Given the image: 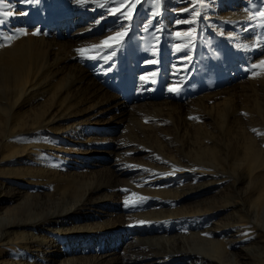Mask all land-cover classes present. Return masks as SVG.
<instances>
[{
  "label": "bare ground",
  "instance_id": "6f19581e",
  "mask_svg": "<svg viewBox=\"0 0 264 264\" xmlns=\"http://www.w3.org/2000/svg\"><path fill=\"white\" fill-rule=\"evenodd\" d=\"M35 42L27 38L23 48L0 62V100L10 96L0 102V249H6L0 264H20L19 258H10L16 245L40 253L42 262L34 264H259L256 253L264 250V138L235 131L238 138L233 137L223 156L198 139L163 141L160 151L167 154L168 164L161 160L160 166L159 158L155 162L151 152L132 141L92 144L81 127L92 121L124 122L122 104L114 96L103 99L102 87L88 81L87 74L71 81L73 91L82 90L79 98L70 95L71 89L58 88L54 63L38 76L40 70L32 69ZM200 107L204 120L215 116L224 122L230 101ZM255 109L264 121V104L255 103ZM157 115L151 117L162 116ZM115 153L141 154L158 168H133L129 156L110 163ZM82 156L96 160L78 161L63 172L55 166ZM126 177L156 196L135 201L136 207L118 208L110 185ZM49 182L59 185L50 191ZM248 225L255 233L247 231ZM44 233L60 239L48 238L40 251ZM61 240L70 245L63 251L57 245ZM78 241L86 245L83 250L77 249ZM82 251L96 255L82 258ZM119 251L127 254L119 256Z\"/></svg>",
  "mask_w": 264,
  "mask_h": 264
},
{
  "label": "rangeland",
  "instance_id": "374dc122",
  "mask_svg": "<svg viewBox=\"0 0 264 264\" xmlns=\"http://www.w3.org/2000/svg\"><path fill=\"white\" fill-rule=\"evenodd\" d=\"M132 3L136 4L135 9ZM117 7L132 19L119 13L110 14V10L115 11ZM6 12L12 15L5 16ZM260 12H264V0H123V4L121 0H85L84 3L77 0H0V62L12 55V50L23 48L30 38L36 41L32 69L40 70L38 76L48 64L54 63L59 70L54 82L65 91L71 89L70 95L81 97L82 90L73 91L71 81L87 74L88 81L102 87L103 99L114 96L122 104L126 120L119 124L92 121L81 127L84 137L92 144L122 145L132 141L137 147L146 148L149 155L153 154L154 161L159 158L160 166L164 165L160 164L162 161L168 164V159L163 157L167 154L160 151L164 148L163 141L177 142V138L189 137L213 146L218 151L216 154L223 156L230 150L233 137L238 138L235 131L255 133L256 140L264 138V121L255 109V103L264 104V66L261 65L264 61V19ZM117 31L125 32V37L122 45L114 50L88 53L95 55V59H86L77 53V49L98 44ZM24 32L27 34H22ZM33 32L38 34L33 35ZM9 36L14 38L8 40ZM171 88L178 91H169ZM2 96L5 100L10 98L6 94ZM223 100L230 101V111L228 114L226 111L224 122L223 118L215 116L204 120L201 112H205L200 106L210 107ZM158 113L161 118H156ZM152 115L157 116L152 118ZM237 126H241L240 130ZM255 131H260L259 135ZM136 154L115 153L110 163L122 162L129 156L133 168H158L156 161L151 165L144 156ZM94 159L82 156L71 164L57 163L55 166L63 172L77 167L78 161L88 164ZM223 159L226 164L230 162L227 157ZM223 171L228 175L232 173ZM127 182L135 183L126 177L110 185V190L115 192L114 205L118 208L136 207L135 201L156 196L152 191L140 190L138 184L126 188L123 184ZM58 185L49 182V190ZM262 224L264 228V218ZM252 227L245 226L249 233H255ZM42 237L45 239L39 243L40 251L48 238L60 239L54 233H44ZM60 242L57 245L61 251L70 246L65 241ZM78 243L77 249L83 250L86 245ZM11 250L9 252L14 255L10 258L15 261L19 258L16 262L20 264L42 262L40 253L29 252L19 245ZM3 252L6 249L1 248L0 260ZM126 254L125 251L118 253L119 256ZM95 255L96 252L82 251L81 256ZM256 255L258 263L264 264V250L259 249Z\"/></svg>",
  "mask_w": 264,
  "mask_h": 264
},
{
  "label": "snow or ice",
  "instance_id": "6c2138e0",
  "mask_svg": "<svg viewBox=\"0 0 264 264\" xmlns=\"http://www.w3.org/2000/svg\"><path fill=\"white\" fill-rule=\"evenodd\" d=\"M25 2H28V0H25ZM77 2L84 3L85 0H77ZM121 4H123V0H121ZM135 7H136V4L132 3V8L135 9ZM117 13H119L120 15H124L126 19H129V20L132 19V16L127 15V13L121 11L120 7H117L115 11L110 10V14L112 15H116ZM4 15L11 16L12 13L6 12L4 13ZM22 15H26V13H22ZM259 15L262 19H264V12H260ZM188 22L189 21H183V23H188ZM22 34L26 35L27 33L24 32ZM32 34L37 35L38 33L33 32ZM124 37H125V32L117 31L113 35H110L106 37L105 39L101 40L98 44L91 45L88 48L77 49L76 51L83 58L95 59L96 58L95 55H89L88 53L93 52L95 50H101V51L114 50L116 46L122 45V43L124 42ZM13 38H14L13 36L7 37L8 40H12ZM261 65L264 66V61H261ZM169 91L176 92L178 90L175 88H171L169 89Z\"/></svg>",
  "mask_w": 264,
  "mask_h": 264
}]
</instances>
